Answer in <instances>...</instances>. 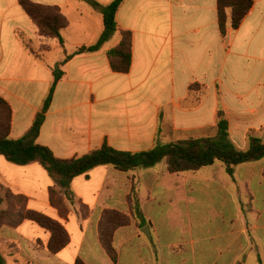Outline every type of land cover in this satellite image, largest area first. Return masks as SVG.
<instances>
[{
  "label": "crops",
  "instance_id": "0c3cea01",
  "mask_svg": "<svg viewBox=\"0 0 264 264\" xmlns=\"http://www.w3.org/2000/svg\"><path fill=\"white\" fill-rule=\"evenodd\" d=\"M31 1L59 8L68 26L63 49L39 36L19 0H0V97L11 107L13 140L27 134L42 110L55 66L104 30L102 13L87 0ZM218 1L125 0L111 39L61 67L37 144L62 160L104 144L141 153L157 142L215 137L222 119L239 149L248 148L250 134L264 141V0H253L226 38ZM123 31L132 33V62L128 73H116L108 53ZM167 131L173 141H161ZM0 184L25 197L28 210L60 222L70 237L53 255L51 234L37 224L3 225L0 253L7 264H264V159L238 165L233 177L220 162L185 174L169 173L165 162L131 172L97 167L73 179L72 203L62 193L66 217L50 202V189L60 187L37 163L18 166L0 156ZM136 200L143 227L133 215ZM106 210L130 221L114 234L116 262L99 238Z\"/></svg>",
  "mask_w": 264,
  "mask_h": 264
},
{
  "label": "trees",
  "instance_id": "16d2710c",
  "mask_svg": "<svg viewBox=\"0 0 264 264\" xmlns=\"http://www.w3.org/2000/svg\"><path fill=\"white\" fill-rule=\"evenodd\" d=\"M87 1L102 13L104 30L94 44L76 48L72 54H67L64 50L65 59L53 69L54 82L43 108L37 114L33 125L24 137L18 140L9 138L12 111L9 104L0 97V156L18 166L33 163L41 165L60 187V191L51 188L49 196L51 204L59 210L61 216H67L63 213L64 197L62 193L72 203L70 187L73 179L87 175L97 167L111 166L121 172H131L137 168H153L165 162L169 173L185 174L197 173L216 162H220L225 172L233 177L235 167L238 165L264 159V141L250 134L248 148L239 149L230 139L229 125L226 119L219 121L215 137H190L166 145L157 142L152 149L141 153L117 151L104 144L101 148L83 157L62 160L56 158L47 147L37 144L46 114L53 100L55 87L64 75L61 67L78 55L98 52L118 29L117 13L125 0H115L108 6H102L94 0ZM19 3L37 26L39 36L56 39L64 49L63 31L67 28L68 22L61 10L57 7L36 4L31 0H19ZM252 4L253 0L218 1L219 27L223 38H226L229 28L233 30L239 28L248 15ZM121 35L119 44L109 51L108 58L112 71L128 73L132 62V33L123 31ZM26 45L31 47L28 42ZM11 200L20 202L22 206L20 205L15 210L14 207H12L13 210L8 208L0 213V229L6 224L16 227L23 221H31L51 234V241L48 245L51 254H58L69 244V234L60 222L42 213L28 210L25 197L15 195L0 184V207L5 202L10 203ZM129 201L132 202V197H129ZM133 209L134 217L142 221L140 227H143L145 220L137 200L133 204ZM129 222L127 216L117 211L106 210L102 214L99 238L107 255L114 262L117 260V253L113 247L114 234L117 229L127 226ZM0 264H7L1 253ZM75 264L85 263L78 259Z\"/></svg>",
  "mask_w": 264,
  "mask_h": 264
},
{
  "label": "rangeland",
  "instance_id": "374dc122",
  "mask_svg": "<svg viewBox=\"0 0 264 264\" xmlns=\"http://www.w3.org/2000/svg\"><path fill=\"white\" fill-rule=\"evenodd\" d=\"M213 133H209L208 135L210 136V135H212ZM192 137H196V135H191ZM188 137H190L189 135L187 136V138ZM174 140V138L172 137V135H171V133H170V131H167L166 133H163L162 134V136H161V141H164V142H169V141H173ZM20 202H18V201H10V203H7V202H5L1 207H0V213L1 212H3V211H5L6 209H10V210H13V208L12 207H14V210L16 209V208H19L20 207ZM22 206V205H21ZM68 212H69V208H68V206L66 205V204H64V207H63V213L65 214V215H67L68 214ZM3 221H5V220H3Z\"/></svg>",
  "mask_w": 264,
  "mask_h": 264
},
{
  "label": "water",
  "instance_id": "95a60500",
  "mask_svg": "<svg viewBox=\"0 0 264 264\" xmlns=\"http://www.w3.org/2000/svg\"><path fill=\"white\" fill-rule=\"evenodd\" d=\"M143 233H144L147 237H149V238L151 237L148 228L144 229V230H143Z\"/></svg>",
  "mask_w": 264,
  "mask_h": 264
}]
</instances>
